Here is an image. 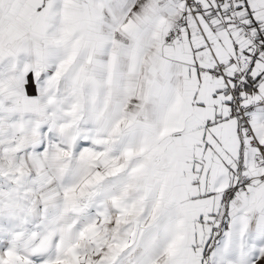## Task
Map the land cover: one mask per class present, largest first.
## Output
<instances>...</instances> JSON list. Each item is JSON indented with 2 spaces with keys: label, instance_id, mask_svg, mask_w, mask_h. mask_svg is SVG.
Instances as JSON below:
<instances>
[{
  "label": "snow or ice",
  "instance_id": "snow-or-ice-1",
  "mask_svg": "<svg viewBox=\"0 0 264 264\" xmlns=\"http://www.w3.org/2000/svg\"><path fill=\"white\" fill-rule=\"evenodd\" d=\"M0 264H264V0H0Z\"/></svg>",
  "mask_w": 264,
  "mask_h": 264
}]
</instances>
